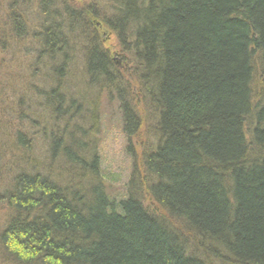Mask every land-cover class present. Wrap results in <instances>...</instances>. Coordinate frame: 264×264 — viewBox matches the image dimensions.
<instances>
[{"label": "trees", "instance_id": "obj_1", "mask_svg": "<svg viewBox=\"0 0 264 264\" xmlns=\"http://www.w3.org/2000/svg\"><path fill=\"white\" fill-rule=\"evenodd\" d=\"M85 1L59 11L38 0L36 54L63 77L77 34L86 83L118 105L127 149L142 128L137 95L156 143L128 149L131 173L113 198L77 125L98 112L73 109L59 82L44 91L65 124L48 137L52 171H17L0 192V264H264V0ZM100 30L117 40L122 69Z\"/></svg>", "mask_w": 264, "mask_h": 264}, {"label": "rangeland", "instance_id": "obj_2", "mask_svg": "<svg viewBox=\"0 0 264 264\" xmlns=\"http://www.w3.org/2000/svg\"><path fill=\"white\" fill-rule=\"evenodd\" d=\"M72 1L76 3L78 0ZM90 1L93 4L98 3V0ZM104 1L99 0L101 3ZM65 2L69 3L71 0H54L52 8L59 10ZM96 6L102 9L99 4ZM106 11L109 12L108 9ZM10 13H14L21 21L23 30L20 35L15 31L16 35L11 29L12 22L8 17ZM39 16L38 0H0V192L9 185L17 171L37 169L41 173H47L50 169L51 163L46 153L49 149L48 137L51 129L59 128L63 123L65 124V120L53 121V115L42 96L44 91L59 82V86L66 92L65 96L70 95L75 101L72 105L73 109L74 106L79 105L82 111L98 112L100 120L97 122L95 118L88 122V125L78 117L79 113L84 116L82 111H78L77 118L72 119L79 118L77 125L80 129H85L89 143L95 141V150L100 161L99 170L104 176L103 183L107 194L113 198L123 196L124 186L132 168L128 149L138 151L140 154L148 147L155 146V138L148 131L153 123L152 113L147 106L140 103L137 95L133 104H136L137 112L142 116V128L136 136L134 135L130 148L127 149L128 142L122 132L118 105L111 101L106 93L90 88L86 83L78 35L74 34L76 39L70 35L68 37L70 41L68 47L72 51L69 60L65 62L63 72L65 75L57 77L59 81L52 75L54 73H51V65L58 67L59 61L52 63L47 59L44 60L46 56L44 52L41 55L39 51V57V54H36L40 46L32 34L39 28ZM100 34L103 48L109 50L117 69H122L121 51L114 35L110 31L103 30H100ZM132 91V95H136L135 85H132ZM17 132H21L22 138L29 142L30 152L15 139ZM29 159L36 164V168L29 166L31 165ZM54 172L59 174V168L55 167ZM8 215L7 207L0 203V229L4 226Z\"/></svg>", "mask_w": 264, "mask_h": 264}]
</instances>
